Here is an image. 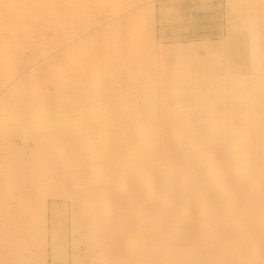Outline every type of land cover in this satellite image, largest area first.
Instances as JSON below:
<instances>
[{"label": "rangeland", "instance_id": "1", "mask_svg": "<svg viewBox=\"0 0 264 264\" xmlns=\"http://www.w3.org/2000/svg\"><path fill=\"white\" fill-rule=\"evenodd\" d=\"M141 262L264 264V0H0V264Z\"/></svg>", "mask_w": 264, "mask_h": 264}, {"label": "bare ground", "instance_id": "2", "mask_svg": "<svg viewBox=\"0 0 264 264\" xmlns=\"http://www.w3.org/2000/svg\"><path fill=\"white\" fill-rule=\"evenodd\" d=\"M177 50V49H176ZM178 52H183V53H191V52H193L194 50H193V47H182V48H179L178 50H177ZM254 83V82H253ZM247 85V84H246ZM248 86V85H247ZM253 86H254V84H253ZM249 87V86H248ZM250 88V87H249ZM254 88H256V87H254ZM253 89V88H252ZM257 89H258V87H257ZM249 90V89H248ZM251 91V90H250ZM258 92V91H257ZM242 119H245V117L244 118H242ZM241 120V119H240ZM242 122L244 123L245 121H243L242 120ZM243 126V125H242ZM245 128V127H244ZM240 129V128H239ZM242 130V129H241ZM234 132H235V130H233ZM240 131V130H239ZM243 131V133H245L246 132V130H242ZM242 131H240L239 133H241ZM235 133H238L237 131L235 132ZM243 133H241V135L243 134ZM240 135V134H239ZM241 135L239 136V138L241 137ZM222 138V137H221ZM221 138H219V139H221ZM242 139H243V136H242ZM220 141H222V140H220ZM219 140H218V144H220L221 142H220ZM230 141V140H229ZM223 142V141H222ZM234 142V141H233ZM240 142H242L241 140H239V143ZM238 143V142H237ZM217 144V145H218ZM232 149V148H231ZM237 171V170H236ZM86 212V211H85ZM83 216V215H82ZM85 217V216H84ZM85 223H87V222H85ZM89 223H91V221H89ZM94 232V231H93ZM146 249V248H145ZM182 249H184V247L182 248ZM147 251H148V249H147ZM143 252H145L144 250H143ZM147 253V252H146ZM145 253V254H146ZM147 258V257H146ZM147 261V260H146ZM141 264H143V262H141Z\"/></svg>", "mask_w": 264, "mask_h": 264}]
</instances>
